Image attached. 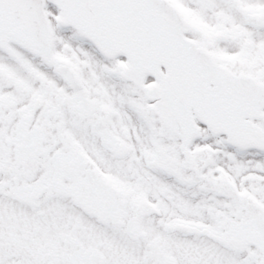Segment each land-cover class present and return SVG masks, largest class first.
I'll use <instances>...</instances> for the list:
<instances>
[{
    "label": "snow or ice",
    "instance_id": "obj_1",
    "mask_svg": "<svg viewBox=\"0 0 264 264\" xmlns=\"http://www.w3.org/2000/svg\"><path fill=\"white\" fill-rule=\"evenodd\" d=\"M0 264H264V0H0Z\"/></svg>",
    "mask_w": 264,
    "mask_h": 264
}]
</instances>
